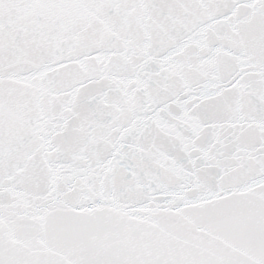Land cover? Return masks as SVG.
<instances>
[{
  "label": "snow or ice",
  "instance_id": "obj_1",
  "mask_svg": "<svg viewBox=\"0 0 264 264\" xmlns=\"http://www.w3.org/2000/svg\"><path fill=\"white\" fill-rule=\"evenodd\" d=\"M0 264H264V0H0Z\"/></svg>",
  "mask_w": 264,
  "mask_h": 264
}]
</instances>
